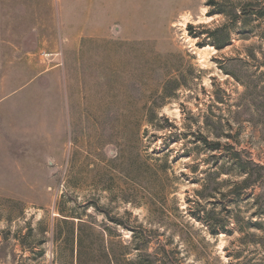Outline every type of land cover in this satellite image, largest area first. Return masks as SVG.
Returning a JSON list of instances; mask_svg holds the SVG:
<instances>
[{
	"label": "rangeland",
	"instance_id": "374dc122",
	"mask_svg": "<svg viewBox=\"0 0 264 264\" xmlns=\"http://www.w3.org/2000/svg\"><path fill=\"white\" fill-rule=\"evenodd\" d=\"M37 2L42 21L19 25L38 24L48 43L36 33L0 74V264L32 255L21 243L31 227V248L42 252L31 263L70 264L73 246L51 229L62 213L118 227L125 240L132 233L105 211L150 226L158 207L164 222L180 223L199 180L223 165L217 182H228L213 184L215 198L203 201L210 210L215 200L225 215L230 208L241 225L231 222L217 237L205 227L211 245L202 252L208 264L264 262V209L255 201L262 187L229 193L246 176L232 147L264 165V17L255 14L264 0ZM218 27L221 38L230 32L222 49L208 33ZM143 159L165 164L160 204L147 198L144 181H155L143 176ZM150 228L182 243L163 223ZM248 232L254 237L240 240ZM204 263L192 256L183 264Z\"/></svg>",
	"mask_w": 264,
	"mask_h": 264
},
{
	"label": "trees",
	"instance_id": "16d2710c",
	"mask_svg": "<svg viewBox=\"0 0 264 264\" xmlns=\"http://www.w3.org/2000/svg\"><path fill=\"white\" fill-rule=\"evenodd\" d=\"M261 2L250 3L251 6H260ZM223 13V10H218ZM241 14H248L246 8L243 9ZM257 16L264 17V11L262 8L258 9L255 13ZM239 14H236V16ZM195 26L189 24L188 28L192 30ZM224 31V27L214 28L208 31L210 37L213 39L212 44L217 49L224 48L230 40V32H226L224 38L220 37V33ZM193 37L198 35L191 33ZM198 45L203 46L201 42ZM201 139L207 140V138L199 134ZM220 143L214 144L215 148H218ZM199 148V147H198ZM232 161L234 165L239 167V170L245 173V178L241 183L236 184L229 193L233 194L235 198L242 196L246 188L251 185L259 184L262 187V192L256 196L255 201L258 205L259 211L264 209V165L258 163L251 157L245 156V149L238 150L232 147ZM145 178H152L154 187L150 185L148 180L144 181V189L147 192V198L155 200L160 204L159 196L163 195L162 187L166 181V170L165 164L150 163L149 160L143 159L140 165ZM224 170V165L218 168L216 171H209L205 178L199 180L202 183L200 189L195 190L196 199L190 200V206L186 209V214L180 213V223H171L170 221L163 220L162 211L156 207L149 217V225L141 223L139 226H134L129 222L120 220L119 218L113 217L106 212L112 223L116 226H121L125 230L130 231L131 239L125 240L122 238L120 232H118L115 226H108L107 224L99 225L97 222L85 219L81 216L68 215L62 213L63 217L58 220L63 227L57 225L55 222L52 226L53 239H60L63 244L72 245V254L70 255L72 261L70 264H183L189 257L194 256L196 260H204V264H208L210 256L205 258L203 254V248L206 245H211L208 235L217 237L220 233L229 234L232 229H229V223L233 222L240 227L242 217L239 214H232V210L228 208L229 214L225 215L222 211L218 212L215 206L216 201H211L213 205L212 209L207 210L204 204L205 199H208L209 195L211 198H215L216 189L213 184L223 185L226 184L227 180H221L217 182L216 176L220 175ZM169 179V178H168ZM154 191V192H152ZM224 195V194H223ZM156 203V204H157ZM193 203V204H192ZM194 205V206H193ZM227 206V205H226ZM179 209V208H178ZM222 212V214H221ZM232 214V216H231ZM191 218V219H190ZM194 221L199 222L202 227L196 226ZM159 223L165 227H169L172 234L179 237L182 242V248H186V253L183 252L180 247V243H176L173 246V235L164 241H161L154 234L157 232L151 227L152 223ZM42 221L39 225H42ZM251 222H249L250 224ZM259 224V222L255 223ZM207 227V232L204 229ZM206 232V233H205ZM249 234L241 237L240 240L246 238H252L254 235L250 232ZM34 229L29 228V232L21 238V243L24 247V254L27 251L32 252L29 257L21 259L19 264H35L31 263V259L38 257L42 252H33L31 243H33ZM6 239V238H5ZM155 243L156 247L151 250V244ZM44 255V254H43ZM62 254H56L55 259L58 261ZM212 256V255H211ZM240 254H237V258ZM215 258V257H213ZM216 259L221 263V259L216 256ZM243 264H264L263 261L257 260V258H247Z\"/></svg>",
	"mask_w": 264,
	"mask_h": 264
},
{
	"label": "crops",
	"instance_id": "0c3cea01",
	"mask_svg": "<svg viewBox=\"0 0 264 264\" xmlns=\"http://www.w3.org/2000/svg\"><path fill=\"white\" fill-rule=\"evenodd\" d=\"M37 1L0 0V74L3 71L2 64L7 63L6 65H8L13 62L16 52L15 48L26 46L27 42L35 38V35L38 34L35 39L42 40L44 45L48 43L47 32H43L37 23L35 25L36 30L19 25L21 22L25 23L30 20L31 22L39 23L42 21L40 15L44 14L45 8H42V3ZM6 65L5 73L8 72Z\"/></svg>",
	"mask_w": 264,
	"mask_h": 264
}]
</instances>
